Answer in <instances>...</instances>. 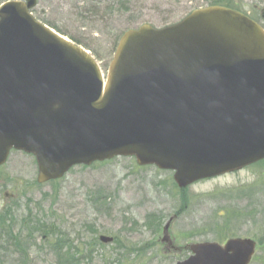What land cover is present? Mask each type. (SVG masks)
Instances as JSON below:
<instances>
[{
    "label": "water",
    "instance_id": "95a60500",
    "mask_svg": "<svg viewBox=\"0 0 264 264\" xmlns=\"http://www.w3.org/2000/svg\"><path fill=\"white\" fill-rule=\"evenodd\" d=\"M36 4L0 6V166L12 149L31 153L44 184L128 156L186 188L264 159V30L252 20L215 6L130 30L104 87L89 56L30 15ZM255 249L194 244L178 264H249Z\"/></svg>",
    "mask_w": 264,
    "mask_h": 264
},
{
    "label": "rangeland",
    "instance_id": "374dc122",
    "mask_svg": "<svg viewBox=\"0 0 264 264\" xmlns=\"http://www.w3.org/2000/svg\"><path fill=\"white\" fill-rule=\"evenodd\" d=\"M206 1L37 0L33 16L88 49L107 75L123 32L172 25ZM233 1L264 28V0ZM173 174L116 158L38 185L36 160L12 153L0 169V215L13 214L0 227V264H67L66 254L75 264H176L188 245L231 238L255 241L251 264H264V163L182 190ZM171 219L168 245L161 239ZM101 235L115 242L99 243ZM65 241L75 251L61 252Z\"/></svg>",
    "mask_w": 264,
    "mask_h": 264
},
{
    "label": "trees",
    "instance_id": "16d2710c",
    "mask_svg": "<svg viewBox=\"0 0 264 264\" xmlns=\"http://www.w3.org/2000/svg\"><path fill=\"white\" fill-rule=\"evenodd\" d=\"M222 3L225 5H229V7H234L232 0H215V2H213L212 4L215 5V4H222ZM3 214H4V216L0 215V223H4L2 220H5V223H6L8 221V219H9V221L11 219H13V215L11 214V209L6 210ZM30 221H31V217H28V219H26L24 222L27 223ZM62 245H64V244H62ZM59 250L62 251V249H60V248H59ZM66 255H68V254H66ZM73 259H74V257H72V260ZM67 264H69V263L67 262Z\"/></svg>",
    "mask_w": 264,
    "mask_h": 264
}]
</instances>
